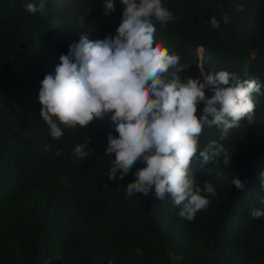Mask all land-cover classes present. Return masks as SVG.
<instances>
[{"label":"trees","instance_id":"trees-1","mask_svg":"<svg viewBox=\"0 0 264 264\" xmlns=\"http://www.w3.org/2000/svg\"><path fill=\"white\" fill-rule=\"evenodd\" d=\"M29 2L43 10L28 12ZM163 3L175 19L163 27L154 21L156 42L187 66L177 73L182 80L228 70L258 79L264 93V0ZM124 7L116 0L105 16L103 0H0V264H264V218L251 216L264 210V95L253 93L254 124L242 120L227 139L203 127L200 150L216 140L233 154L229 166L221 159L205 170L193 159L195 184L203 189L208 181L217 194L192 220L179 215L170 194L127 196L142 161L123 179L119 172L109 179L108 135L118 136L110 115L76 132L60 125L64 136L51 138L40 115L41 81L81 35L114 37ZM89 138V156L76 157V144ZM236 177L246 181L243 189L231 183Z\"/></svg>","mask_w":264,"mask_h":264},{"label":"clouds","instance_id":"clouds-1","mask_svg":"<svg viewBox=\"0 0 264 264\" xmlns=\"http://www.w3.org/2000/svg\"><path fill=\"white\" fill-rule=\"evenodd\" d=\"M120 2L125 7L116 35L94 41L81 35L67 54L60 55L54 74H47L41 81L40 115L55 141L65 134L60 125L76 132L77 126L87 128L94 119L110 115L118 136L108 135L105 155L114 154L109 179L116 180L118 172L123 179L142 161L144 166L126 187L127 196L152 194L164 200L170 194L174 205L182 206L179 215L192 220L210 204L208 196L217 194L208 181L203 189L195 184L193 159L198 157L200 169L205 170L209 164L219 168L221 159L229 166L233 154L216 140L200 150L203 127L220 129V139L224 140L242 120L254 124L253 93L264 95L262 84L258 79L242 80L228 70H201L202 79L182 80L177 73L187 66L180 64L177 54H170L156 42L154 21L163 27L175 19L163 0ZM115 6L116 0H103L104 15L114 12ZM24 7L32 14L43 10V4L38 8L31 2ZM210 23L220 27L215 16ZM224 23H229L227 13ZM170 68L177 71L169 72ZM206 88L214 92L210 98ZM201 102L205 105L202 115L198 113ZM89 141L76 144L73 154L87 158ZM50 148L51 144H45V149ZM62 154V149L55 152ZM213 171L206 169L208 174ZM259 176L264 187V171ZM231 183L243 189L246 181L236 177ZM251 216L264 218V210L254 208Z\"/></svg>","mask_w":264,"mask_h":264}]
</instances>
